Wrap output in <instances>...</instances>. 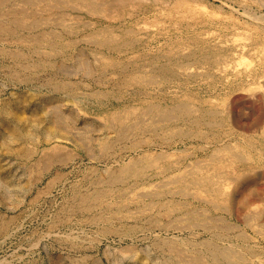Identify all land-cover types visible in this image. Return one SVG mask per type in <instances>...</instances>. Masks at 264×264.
<instances>
[{
  "label": "bare ground",
  "instance_id": "obj_1",
  "mask_svg": "<svg viewBox=\"0 0 264 264\" xmlns=\"http://www.w3.org/2000/svg\"><path fill=\"white\" fill-rule=\"evenodd\" d=\"M191 1L0 0V72L14 85L22 82L32 88L46 87L49 90L44 94L23 91L14 99H7L2 110L7 115L13 109L30 111L31 117H34L30 119L44 136L40 143L33 131L16 125L6 116L1 119L0 140L6 152L15 153L24 161L34 159L29 166V171L35 173V177L30 178L31 188L55 164L67 165L86 154L91 160L104 162L106 167L95 165L84 174L81 183H78L81 189L75 187L80 191L75 195V205L85 211H99L95 217L100 220L129 223L133 219L134 225H130L129 229L155 226L162 219L165 223L179 220L189 227H205L211 236L202 241L182 240L180 245L167 242L168 248L181 260H177L176 264H264V248L258 246L259 243L252 250L244 251L228 245L234 237L229 234L234 225L217 216L219 212L229 210V204L235 200L238 190L251 178L250 175H245L243 179L241 175H233L229 172V164L239 161L247 166L255 161L251 153L245 148L235 150L227 143L217 147L209 159L198 158L195 150L181 152L174 149L178 142L172 139L177 135L184 138L183 141L200 137L211 144L212 134L217 133L218 127H223L225 121L220 118L219 109L211 108L203 100L197 103L178 95L161 100L176 75L177 61L173 53L180 51L176 54L195 55L200 64L211 67L219 64L218 59L210 57V52H207L209 47L195 48L191 44L173 43L175 46L152 51V43L165 33L163 29L148 32L147 38H152L150 42L143 46L138 56L131 57L129 53L140 50L141 43H136V40H144L140 35L148 28L139 25L136 28L125 26L120 30L114 21H121L126 15L133 17L135 12L122 8L134 2L150 8L144 15L163 9L167 15L176 16L173 33L182 37L185 33L182 26H188L187 16L194 18L197 24L204 21H198L202 14ZM109 7L122 8L116 15L110 16L114 20H110L108 26L96 27L89 39L84 38L86 44L93 45V50H96L98 68L77 78L75 76L80 74L71 68V63L80 40L77 37L78 27L70 21L72 17L68 10H84L96 16L97 24L104 25L105 12ZM259 33L250 32L246 36L251 39L250 45L247 40L234 43L237 37L234 38L233 50L238 49L242 53L255 50L264 54V42L260 40ZM240 37L239 40H243V36ZM104 49L112 53L107 62H103V56L99 55ZM115 51L122 53L120 57L113 55ZM117 57L126 62L120 65ZM142 59L147 61L145 64L149 69L143 68ZM242 64L252 66L249 61H242ZM259 66H264V63ZM137 82H145V88L135 86ZM150 85L155 89L154 93L147 91ZM131 86L135 87L130 89ZM34 96L36 102L31 100ZM91 105L94 111L90 112ZM68 118L73 119L71 122L95 123L105 134L97 143H87L82 134L63 135L61 131H67ZM54 142L56 144L52 145ZM60 142H65L66 147L72 143L78 147L74 148L77 153L71 148L61 147L57 144ZM42 143L51 145L42 149L39 148ZM95 144L98 148H94ZM82 145L87 148H80ZM2 170L4 167L0 163ZM237 179L236 191H229V180ZM251 184L246 186L245 191L252 188ZM15 186L18 187L19 183L16 182ZM247 197L241 199L243 207H248ZM247 215V222H254L255 216ZM220 218L223 220L217 222ZM10 220L0 213V232L9 228ZM186 250L193 254H185ZM184 255H189V258Z\"/></svg>",
  "mask_w": 264,
  "mask_h": 264
},
{
  "label": "rangeland",
  "instance_id": "obj_2",
  "mask_svg": "<svg viewBox=\"0 0 264 264\" xmlns=\"http://www.w3.org/2000/svg\"><path fill=\"white\" fill-rule=\"evenodd\" d=\"M191 2L199 7L197 11L202 14L198 21L201 19L204 21L197 24L194 18L187 16L188 26H182L185 32L182 37L173 33L175 31L173 21L177 17L167 15L163 9L144 15V12L150 8L134 2L126 5L125 8L109 7L105 12L104 25L97 24L96 16L84 10L69 9L70 18L72 17L70 21L72 20L78 27L77 37L80 40L71 68L79 72L80 75L75 76L77 78L98 68L96 50H93V45L86 44L84 38L89 39L94 28L108 26L110 20H114L110 16L116 15L120 8L135 12L131 18L126 15L121 21L114 20L120 30L125 26L136 28L144 25L148 28L140 35L144 40H136V43H141L140 50L129 53L131 57L138 56L143 46L150 42L152 38H147L148 32H158L159 29L165 30V33L152 43L154 48L152 51L175 46L173 43L191 44L195 48L209 47L207 52H210L208 54L213 59H218L217 66L200 64L195 55L182 56L176 54L177 51L173 53L177 61L176 75L172 83L167 86V92L161 100H166L164 97L178 95L179 98H191L197 103L200 102L199 100L205 101L211 108L219 109L220 118L225 121L223 127H218L223 134L219 131L212 134L211 144L200 137H191L183 141L184 138L177 135L172 139L178 142L175 143L174 149L181 152L195 150L198 158L209 159L217 147L227 143L233 145L235 150L245 148L251 153L254 162L247 166L239 161L229 162V170L231 169L229 172L233 175H241V178L250 175L252 188L245 191L250 182L245 183V186L238 190L235 200L230 202L229 210H223L217 216L225 218L236 228L233 227L231 232L229 231L234 237L228 245L239 247L241 251L252 250L258 243V246L264 248V66H259L264 63V54L255 50L245 53L238 49L233 50V44L237 42L249 41L247 43L250 45L251 39L246 37L250 32L260 31V40L264 42V0H192ZM175 14L182 15L177 12ZM138 17H142L141 20H138ZM189 29L191 31H188ZM238 36H243L245 41L239 40L242 37ZM104 50L99 55L103 56V62H107L112 53ZM119 54L122 53L117 51L113 53L120 57ZM118 61L120 65L126 62L119 59ZM242 61H249L252 66L245 67ZM146 62L142 59L143 68L149 69ZM144 83L137 82L135 86L145 88ZM135 86H131L130 89ZM122 88L126 89L124 86ZM23 91L44 94L49 90L46 87L32 88L22 82L14 85L7 80L4 73L0 72V124L1 119L6 116L16 125L33 131L40 143L44 136L42 131L37 130L30 111L13 109L8 115L2 112L5 101L14 99ZM147 91L154 93L155 89L150 85ZM31 100L36 102V96ZM89 111H94L92 105ZM25 120L28 123H23L26 122ZM71 120L73 119L68 118L67 131L60 130L61 134L85 135L87 143H97V140L105 134L95 123H78ZM1 133L0 131V135ZM218 139L222 140L218 141ZM57 144L66 147L65 142ZM50 145L42 143L39 144V148H49ZM66 148H71V151L77 153L74 148L78 147L72 143ZM80 148L87 147L82 145ZM94 148H98L97 144ZM4 149L0 140V163L4 167V170L0 171V213L11 219L9 228L0 232V264H94L95 262L97 264H173L181 260L168 248L167 242L172 241L180 245L182 240L202 241L211 236L205 227H189L179 220L165 223V219H162L155 226L146 225L138 229H129L130 225H134L133 219L129 223H122L120 220H100L95 217L99 211H85L75 205L77 204L75 195L80 192L75 187H80L78 183H81L84 174L91 171L93 166L106 167L104 162L91 160L86 154L67 165L55 164L42 180L31 188L33 185L30 178H34L35 173L29 171V166L33 164L34 159L24 161L19 155L6 152ZM230 156L229 153V160ZM54 179L56 180L53 182ZM238 181L239 179L229 180V191H236ZM16 182L19 183L18 187L15 186ZM246 196H249L247 197L249 204L248 207H243L241 201ZM254 211L257 213L256 216ZM247 214L255 216L252 217L254 222H247ZM220 219L217 222L223 220ZM189 252L186 250L185 254L191 256L193 253ZM189 255L184 257L189 258Z\"/></svg>",
  "mask_w": 264,
  "mask_h": 264
}]
</instances>
